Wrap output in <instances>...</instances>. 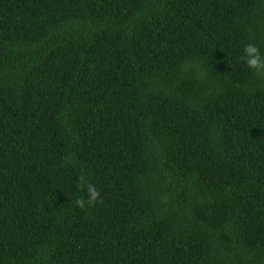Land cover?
<instances>
[{
	"label": "trees",
	"instance_id": "trees-1",
	"mask_svg": "<svg viewBox=\"0 0 264 264\" xmlns=\"http://www.w3.org/2000/svg\"><path fill=\"white\" fill-rule=\"evenodd\" d=\"M249 44L264 0H0V264H264Z\"/></svg>",
	"mask_w": 264,
	"mask_h": 264
},
{
	"label": "clouds",
	"instance_id": "clouds-1",
	"mask_svg": "<svg viewBox=\"0 0 264 264\" xmlns=\"http://www.w3.org/2000/svg\"><path fill=\"white\" fill-rule=\"evenodd\" d=\"M241 60L248 66L250 70H258L264 67V58H262L258 50L254 45H246L244 48V54L241 56ZM80 188L86 192V198H79L76 200V204L84 208L85 206L94 205L101 197V192L96 185L89 182L86 176L80 177Z\"/></svg>",
	"mask_w": 264,
	"mask_h": 264
}]
</instances>
